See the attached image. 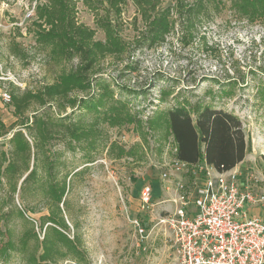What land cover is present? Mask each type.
I'll use <instances>...</instances> for the list:
<instances>
[{
  "label": "trees",
  "instance_id": "trees-1",
  "mask_svg": "<svg viewBox=\"0 0 264 264\" xmlns=\"http://www.w3.org/2000/svg\"><path fill=\"white\" fill-rule=\"evenodd\" d=\"M189 1L175 0L161 8L162 0H35L34 18L26 32L46 51L49 64L59 69L50 83L37 90L12 93L10 103L16 120L9 126L0 121V137L12 132L10 150L2 152L0 159V184L4 187L0 198L2 261L13 255L24 264L67 260L83 264L86 260L79 239L69 236L63 217L69 175L59 176L62 152L52 150L55 143L69 152H82L87 163H92L93 153L100 150L108 160L140 164L149 152L161 154L168 145L175 149H169L174 159L187 164L205 162L219 171L230 170L244 159L242 123L234 113L216 107L212 102L215 97L206 100L195 94L192 100L181 89L162 86L155 104H150V114L144 117L143 106L133 105L118 93L137 98L145 92L119 86L103 73L107 58L120 59L135 50L156 47L176 29L182 40L191 41L201 15L221 3ZM128 3L136 10L134 23H141L131 41L119 33L122 10ZM79 4L91 14L103 40L95 39L96 30L78 21ZM229 10L247 23L264 21V0H230ZM11 48L12 55L25 57L17 43ZM74 61L72 67H64ZM236 87V81L226 82L218 92L219 99L234 98ZM170 97L174 105L162 108ZM253 101L264 106V77ZM32 106L37 108L32 110ZM124 128L139 139L127 148L110 140L107 131ZM40 210L46 214L38 221L28 216ZM37 223L42 239L35 231Z\"/></svg>",
  "mask_w": 264,
  "mask_h": 264
},
{
  "label": "rangeland",
  "instance_id": "rangeland-1",
  "mask_svg": "<svg viewBox=\"0 0 264 264\" xmlns=\"http://www.w3.org/2000/svg\"><path fill=\"white\" fill-rule=\"evenodd\" d=\"M174 1L162 0L161 8ZM229 1L220 0L217 9L209 8L206 15H201L191 41L182 40L176 29L156 47L141 48L120 59L107 58L103 73L119 86L145 92L137 98L126 92L118 93L133 105L143 106L144 117L150 114V104H155L154 99L162 86L173 87L175 91L181 89L182 94L192 100L195 94L206 100L215 97L212 102L216 107L234 113L242 123L246 152L237 166L244 178L250 180L253 175L259 180L250 183L253 191L260 193L264 192V106L254 103L253 96L264 77V21L251 24L236 19L229 10ZM34 5L35 0H0V92L5 90L10 96L14 92L35 91L44 83H50L59 69L49 64L46 51L26 32L34 18ZM135 16L134 6L128 3L122 10L119 27L126 41H131L141 26L139 20L134 23ZM77 18L96 30L95 39L103 40V33L94 26L91 14L80 4L77 5ZM14 42L25 57L12 55ZM75 64L74 61L64 67L68 69ZM126 65L130 67L125 68ZM158 78L161 80L157 82ZM230 80L237 82L234 98L219 99L220 88ZM173 105L170 97L161 107ZM36 108L31 107L32 110ZM15 120L11 103H4L0 98V121L9 126ZM107 131L110 140L126 148L139 141L129 128ZM11 135L12 132L0 137V159L2 152L10 150ZM168 147L161 154L149 152L144 162L135 164L131 160H108L100 150L93 153V162L87 163L82 152H69L59 143L52 146L53 151L62 152L59 176L69 175L63 217L69 236H76L86 253L83 264H174L173 251L166 242L168 232L156 225V221L165 210L173 207L171 199L175 197L177 181L190 189L192 186L189 174H174L167 180L161 178L174 159L169 150L171 146ZM146 184L152 186L155 206L142 210L139 194ZM3 196L4 187L0 184V198ZM15 201L18 205L17 196ZM248 212L264 220V202L250 206ZM44 214L46 211L40 210L28 216L38 221ZM134 219L143 225L144 238L137 236L132 225ZM37 225L35 231L42 239L43 233ZM19 228L21 225L17 226ZM0 264L24 263L19 256L13 255L7 262L0 259ZM60 264L78 263L67 260Z\"/></svg>",
  "mask_w": 264,
  "mask_h": 264
},
{
  "label": "built area",
  "instance_id": "built-area-1",
  "mask_svg": "<svg viewBox=\"0 0 264 264\" xmlns=\"http://www.w3.org/2000/svg\"><path fill=\"white\" fill-rule=\"evenodd\" d=\"M0 98L4 103L11 101L5 90ZM181 173L191 176V189L177 181L173 207L156 221L168 232L166 242L174 264H264V220L248 214L250 206L264 202V192H254L250 183L259 180L253 175L250 180L244 178L237 165L219 171L205 162L187 164L176 159L161 178ZM139 199L142 210L155 206L151 185L142 187ZM132 225L137 236L144 238L141 222L134 219Z\"/></svg>",
  "mask_w": 264,
  "mask_h": 264
}]
</instances>
